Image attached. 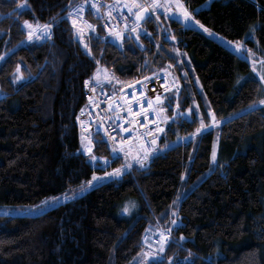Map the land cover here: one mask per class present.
<instances>
[{
    "label": "trees",
    "instance_id": "1",
    "mask_svg": "<svg viewBox=\"0 0 264 264\" xmlns=\"http://www.w3.org/2000/svg\"><path fill=\"white\" fill-rule=\"evenodd\" d=\"M181 1L205 27L241 43L242 53L264 56V0ZM24 2L27 8L0 0V57L7 54L0 61V207L68 198L35 215L0 214V264H128L150 248L143 242L149 226L172 236L148 264H264V83L249 60L167 13L145 18L137 39L116 41L88 11L96 32L86 34L85 49L68 17L69 3L83 0ZM26 20L52 24L53 35L28 40ZM154 57L156 68L174 64L184 91L152 160L81 191L93 173L126 163L100 133L91 153L82 148L77 113L85 79L100 65L131 78ZM206 104L221 123L196 133L201 119L211 124ZM181 185L194 187L173 224ZM130 200L135 209L127 214Z\"/></svg>",
    "mask_w": 264,
    "mask_h": 264
},
{
    "label": "built area",
    "instance_id": "2",
    "mask_svg": "<svg viewBox=\"0 0 264 264\" xmlns=\"http://www.w3.org/2000/svg\"><path fill=\"white\" fill-rule=\"evenodd\" d=\"M90 2H86V0L82 2L84 4L82 16L77 15L76 17H80L82 22L87 21L94 25L87 20V9ZM120 2L121 7H113L112 9L106 7L94 14L99 18L101 27L106 34L111 37L112 35L108 32L109 28L120 31L122 37L125 33L129 34V28H126L125 25L134 24L137 28L135 16L126 7H123L124 2ZM137 2L149 4L150 0H137ZM161 2L163 3L164 0H161ZM116 3L117 1H113L109 5H115ZM109 11H111V18H108L107 15ZM172 11L177 12L175 7ZM158 12H163V8L157 9L152 17H155ZM34 26L36 27V24ZM89 30L93 33L96 32V26L94 29ZM50 32V36L41 34V39L50 38L53 35V25ZM131 35L137 37V29ZM115 39L122 40L121 38ZM33 41H35V38ZM158 52L159 48H157L156 54ZM83 88L86 101L77 113V123L83 145L86 148L85 151L88 147L93 149L96 135L100 133L111 150L116 149V156L124 155L120 151V141L127 142L123 145V148H136L138 155L142 154L143 148L151 149L148 159L143 165L138 163L137 160L134 163L136 166L147 167L155 153V146L150 142L151 136L155 135L158 140L160 134L165 131L168 122L175 116V113L171 112L178 106L179 96L184 91V84L174 64L167 61L164 68H156L154 57L147 70L142 74L125 79L92 76L85 79ZM157 96H160V102L156 101ZM89 97L92 99L90 100ZM169 97L172 98L169 99ZM148 101L152 102L151 105ZM129 109H131V113H129ZM157 125L163 131H159ZM124 129H127V131H124ZM145 130L151 134L150 137ZM141 141H143V148L141 147ZM150 227L152 226H149L143 234V242L148 246L160 247L158 242L161 239V231H154ZM160 230H170L165 231L167 242L163 245L164 248L170 243L172 230Z\"/></svg>",
    "mask_w": 264,
    "mask_h": 264
},
{
    "label": "snow or ice",
    "instance_id": "3",
    "mask_svg": "<svg viewBox=\"0 0 264 264\" xmlns=\"http://www.w3.org/2000/svg\"><path fill=\"white\" fill-rule=\"evenodd\" d=\"M86 2H90V0H86ZM20 4L22 7L24 8H27L28 5L25 4L24 0H20ZM93 8H97L98 9V5H95L93 4L92 5ZM84 7V4L81 3V4H77L75 7L72 6L71 3H69V8L71 9L70 12L68 13V17L71 19V22H72V25L74 26L77 34L79 35L81 32H82V29L79 27L78 23H77V19H76V16L77 15H80L82 16V9ZM109 9H112L113 7H121V2L120 0H117V3L115 5H108L107 6ZM123 7H126L127 10L129 12H132L133 15L135 16V20L136 22L140 21L141 19H143L145 16H147L148 18H152L153 16V13H155L157 11V9L159 8H163L165 10V13H172L173 15L176 14V12H173L172 9L173 7H175V9L177 10V12L180 13V16H178V19L182 18L183 21H185L186 23L187 22H194L196 25H199L200 27H203V25H200V22L198 20L195 19V16L192 15L191 12H189L187 10V8L183 5V3L181 2V0H164V2L162 3L161 0H150V3L149 4H142V3H138L137 0H131L130 3H123ZM134 9H136V11H134ZM108 18H111V11L108 12ZM84 24H86L88 26L89 29H94L95 28V25H92L90 23H88L87 21H84L83 22ZM23 24L27 27L28 29V32H27V39L28 40H33L34 39V32H33V25L32 23H30L29 21H23ZM52 25L51 24H43V25H40L39 23L36 24V28H39L42 30V34H47V35H51V32H50V29H51ZM126 28H129V37H131V33L133 32H136V28L133 25H125ZM205 31H209L210 34H214V33H211L210 30L208 29H205ZM108 32L112 35V37L115 39V38H123L122 37V33L120 31H114L113 29L109 28L108 29ZM80 39H83L82 36H80ZM172 39H175V37L173 36ZM235 44V47L237 49H240L242 48V44L241 43H238V42H232ZM88 46L85 45V48H87ZM90 51V50H89ZM176 51H179L178 49ZM249 52H251V50H249ZM261 61L264 62V57L261 58ZM98 63V62H97ZM17 68H19V65L17 66ZM254 68H255V65H254ZM101 70L98 69L97 70V73L95 75H99V72ZM105 72V78H107V70L105 69L104 70ZM20 77H16V79H19ZM260 79L261 80H264V75H261L260 76ZM87 83V81H86ZM172 97H169V99H171ZM89 99L91 100L92 98L89 97ZM161 98L160 96H157L156 97V100L159 101ZM149 105H151V101H148ZM261 103H264V100L261 101ZM83 111V109H82ZM129 113H131V109L128 110ZM161 111H163V109H161ZM208 112L211 113V109L209 108L208 109ZM184 115H187V113H185ZM221 121L216 119L215 115L212 114V120H211V124L210 125H205L204 122H203V119H201L200 121V127L196 128L195 129V132L196 133H201L202 129L206 130L208 127L210 126H214V125H218L220 124ZM157 129L159 131H163V129H159V125H157ZM124 131H127V129H124ZM146 133H147V130H145ZM149 135V137L151 136L150 133H147ZM151 144L153 146H155L156 144V139L155 138H151ZM121 147H120V151H123V145L125 143H127L126 141H120L119 142ZM141 147L143 148V141H141ZM87 151L89 153H91L92 149L91 147H88L87 148ZM151 151V149H147V148H143V151H142V154L138 155V156H134L133 159H136L138 163H140L141 165L144 164V162L148 159V155H149V152ZM113 152L116 153V149L113 148ZM91 159L95 160L96 157L95 156H91L90 157ZM211 158L213 161L216 160V150H215V146L213 147V151H212V154H211ZM105 163H107V161H105ZM132 165L130 163H127L125 165H121L120 167L118 168H114L112 169L111 172H105L103 174V177L101 176H98L96 173H93L92 174V177L90 180H88L87 182L83 183L81 186H80V190L81 191H84L86 187L92 185V183L96 180H99V179H102L104 177H111V176H120L121 173L124 171L125 167H131ZM74 193H73V198H74ZM66 199L68 197H65ZM52 201L54 202L56 199H58L57 197H52L51 198ZM46 205L48 203V201L46 200L44 202ZM175 203V202H174ZM33 207H36V206H33ZM124 212H128L129 211V208L127 206L124 207L123 209ZM171 223L175 224L176 221L173 220L171 221ZM159 231H161V239L160 241L158 242L160 247H159V251L160 252H163V245L167 242V236L165 235V231H170V230H160L158 229ZM181 239H183V237H181ZM139 255V254H138ZM154 254L153 253H145L143 254V256L141 257L142 261H147L149 259L150 256H153ZM169 260H171V257L168 258Z\"/></svg>",
    "mask_w": 264,
    "mask_h": 264
},
{
    "label": "rangeland",
    "instance_id": "4",
    "mask_svg": "<svg viewBox=\"0 0 264 264\" xmlns=\"http://www.w3.org/2000/svg\"><path fill=\"white\" fill-rule=\"evenodd\" d=\"M123 1L124 3H130L131 0H121ZM182 2V1H181ZM93 3H94V0H93ZM183 3V2H182ZM209 3V2H208ZM208 3L206 5H208ZM184 5V4H183ZM175 17L178 18V16H180V13L177 12L175 15ZM146 17V16H145ZM145 17L143 19H141L140 21L137 22V32L138 34L141 32V23L143 22V20L145 19ZM77 19V23L79 25V27L82 29V32L78 35L75 28V34H76V37L80 40L81 44L83 45V47L85 48V45L88 46V42L86 40V34L90 32V30L88 29V27L86 26V24H84L82 21H81V18L80 17H76ZM180 20L186 25V26H189V27H193V28H196L202 32H204L205 34H207L208 36L216 39L217 41L221 42L223 45H225L226 47L234 50L235 52H238L239 54H241L242 56H244L246 59L249 60V62L251 63L252 65V69H253V76L256 77V78H259L260 79V76L261 75H264V62L261 61V58L264 57V56H260L258 55L257 53H254L253 51L251 52H248V53H242L243 51V47L240 48V49H237L235 47V44L232 43L233 41L231 40H228L226 39L225 37L215 33L214 31L208 29L207 27H205L203 24L200 23V25H203V27H200L199 25H196L194 22H185L183 21L182 18H180ZM33 25V32L36 34L37 33V29L34 24ZM205 29H208L211 31V33H214V34H210L209 31H205ZM80 36L83 37V39H80ZM85 49H88L85 48ZM7 56V54H3L1 57H0V61L2 59H4L5 57ZM254 65H255V68H254ZM100 69L101 71L99 72V75H94V76H97V78H102L104 77L105 78V68L103 66H99L97 68V70ZM97 70L95 72V74L97 73ZM110 78H113L114 75H111L108 71H107V78L109 79ZM261 80V79H260ZM263 83H264V80H261ZM199 87H200V91L202 93V96L206 99L205 97V94L203 92V89H202V86L199 84ZM193 107L196 109L197 113H199V115L201 116V109L199 107V104L196 100H193ZM206 107H207V113L209 115V119H210V122L212 120V114L213 111L212 109L206 104ZM211 109V113L208 112V109ZM187 113L186 116H188L189 118L192 117L191 113H190V109H188L187 111L184 112V114ZM214 127H216V125H214ZM84 146V145H83ZM215 146V150H216V159L218 157V152H219V141H218V137L215 139V142L213 144V147ZM85 150V149H84ZM124 154V155H123ZM122 155L124 156V158L126 159V163H130L132 166H135L134 163H136V159H133L134 156H138V151L136 148H133V147H129V148H123V151H122ZM113 156H116V154L114 153ZM216 161V160H215ZM215 161L212 160V162L214 163ZM124 164V165H125ZM131 166V167H132ZM129 169V167H125L124 171L121 173L120 176H111V177H104L102 179H99V180H96L94 181L92 184H95V183H99L101 181H104V180H109V179H112V178H119L122 176V174L127 171ZM112 170H109L107 172H111ZM104 174V173H103ZM103 174H100L98 176H101L103 177ZM185 179V175H183V180ZM202 179L199 178V180L197 181L200 182V180ZM194 187V185H192L191 187L187 188L185 185H181L177 191V194H176V197L175 199L173 200V203L171 205V214H172V219L177 221L178 219V207L181 203V201L183 200V198L186 196V194L188 193V191L190 189H192ZM57 197L58 199H56L54 202L52 201V197L47 200L48 203L47 205L42 202L38 205H34L36 207H33V206H22V207H17V206H4V207H0V214H7V215H15V214H31V215H35V214H38V213H41L45 210H47L48 208H50L51 206L53 205H56L58 204L60 201H63L65 200L66 196H62V195H59V196H55ZM175 202V203H174ZM127 206L129 208V211L128 212H125L127 214H129L133 209H135V203L134 201H128L124 204L123 208ZM124 212V211H123ZM153 253L154 255L153 256H150L149 259L147 261H142L141 257L143 256V254L145 253ZM158 252L159 251V247H155V248H148L146 247L136 258H134L131 262H129L128 264H148L150 262L151 259H154L155 257L158 256ZM109 264H114L113 263V259L111 258V261Z\"/></svg>",
    "mask_w": 264,
    "mask_h": 264
},
{
    "label": "crops",
    "instance_id": "5",
    "mask_svg": "<svg viewBox=\"0 0 264 264\" xmlns=\"http://www.w3.org/2000/svg\"><path fill=\"white\" fill-rule=\"evenodd\" d=\"M93 4L98 5L99 6L98 9L93 8V6H92ZM90 6H92V7H90ZM89 7H90V9H88V10L92 11V14H94L95 12H97V10L99 11L104 7V2H103V0H94V3H93V0H92V2H90Z\"/></svg>",
    "mask_w": 264,
    "mask_h": 264
},
{
    "label": "bare ground",
    "instance_id": "6",
    "mask_svg": "<svg viewBox=\"0 0 264 264\" xmlns=\"http://www.w3.org/2000/svg\"><path fill=\"white\" fill-rule=\"evenodd\" d=\"M90 7H92V6H90ZM94 10V9H93ZM98 11V10H97ZM161 13H164L165 14V12H164V9H163V12H158L156 15H155V17H152V18H154V19H156L157 18V15L158 14H161ZM167 14H169V13H167ZM39 28L37 29V33H36V36H37V38H41V34H42V32H39ZM45 39V38H44ZM173 112V111H172ZM159 138V137H158ZM82 139V138H81ZM156 139V138H155ZM156 141H157V139H156ZM157 147V146H156ZM82 148L83 149H85L86 150V148H85V146H83L82 145ZM156 149V148H155ZM156 151V150H155ZM113 154H114V152H113ZM151 229L152 230H154V231H158V228H155V227H151Z\"/></svg>",
    "mask_w": 264,
    "mask_h": 264
},
{
    "label": "water",
    "instance_id": "7",
    "mask_svg": "<svg viewBox=\"0 0 264 264\" xmlns=\"http://www.w3.org/2000/svg\"><path fill=\"white\" fill-rule=\"evenodd\" d=\"M125 36H128V34L127 33H125ZM157 101V100H156ZM161 101V99L159 100V101H157V102H160ZM151 138H155V135H152L151 136ZM155 146H157V141H156V144H155Z\"/></svg>",
    "mask_w": 264,
    "mask_h": 264
}]
</instances>
